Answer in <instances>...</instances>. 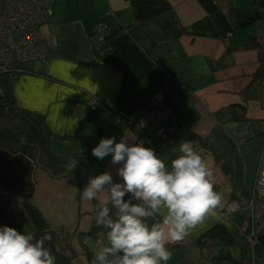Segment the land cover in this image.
Listing matches in <instances>:
<instances>
[{
  "label": "crops",
  "instance_id": "0c3cea01",
  "mask_svg": "<svg viewBox=\"0 0 264 264\" xmlns=\"http://www.w3.org/2000/svg\"><path fill=\"white\" fill-rule=\"evenodd\" d=\"M108 23L125 28L101 56L96 30ZM40 32L47 56L22 63L25 71L10 82L14 103L0 107V227L63 229L85 259L81 264L88 263L86 249L94 264L107 229L79 235L98 225V201L84 200L82 191L105 171L121 179L111 155H92L108 137L143 143L166 164L191 141L213 168L224 201L248 198L247 140L264 132V0H54ZM166 85L181 120L170 143L126 124ZM92 95L101 100L94 110ZM25 111L44 114L46 127ZM24 145L36 148V162L20 150ZM31 188L27 199L22 193ZM231 216L218 210L169 244L167 264H185L205 248L229 251L240 239Z\"/></svg>",
  "mask_w": 264,
  "mask_h": 264
},
{
  "label": "clouds",
  "instance_id": "9594fccd",
  "mask_svg": "<svg viewBox=\"0 0 264 264\" xmlns=\"http://www.w3.org/2000/svg\"><path fill=\"white\" fill-rule=\"evenodd\" d=\"M169 162L143 143L122 138H102L92 155L103 160L111 155L120 165L114 181L105 171L90 177L82 198L98 201L96 223L107 229L94 264H167V247L183 241L224 205L215 189L214 170L191 141L179 145ZM77 161L70 165L71 171ZM126 195L129 197L125 199ZM113 209L115 210L113 212ZM31 231L0 227V264H56L45 242Z\"/></svg>",
  "mask_w": 264,
  "mask_h": 264
},
{
  "label": "built area",
  "instance_id": "2783aa9c",
  "mask_svg": "<svg viewBox=\"0 0 264 264\" xmlns=\"http://www.w3.org/2000/svg\"><path fill=\"white\" fill-rule=\"evenodd\" d=\"M54 0H0V76L15 78L27 60L45 58L47 50L40 28L52 15ZM107 25H100L96 32L104 44ZM232 35V31L228 32ZM105 46V45H104ZM264 53V37L262 39ZM3 77V76H1ZM4 95L0 81V97ZM168 85L159 89L136 112L126 120L127 126L149 131L170 143L180 127V116L168 103ZM100 98L92 95L88 100L91 109H96ZM264 138V136H263ZM245 211L247 216L242 222H234L242 231L248 243L246 253L240 264H264V146L260 164L253 186L246 200H228L219 209L220 215ZM98 243L103 239L98 237Z\"/></svg>",
  "mask_w": 264,
  "mask_h": 264
},
{
  "label": "trees",
  "instance_id": "16d2710c",
  "mask_svg": "<svg viewBox=\"0 0 264 264\" xmlns=\"http://www.w3.org/2000/svg\"><path fill=\"white\" fill-rule=\"evenodd\" d=\"M255 18H256V16L255 17L252 16L248 20H246V22H251L252 20H255ZM108 26L110 27V29ZM124 28L125 27H123V28L122 27H115L112 25V23L107 24V30L105 31L106 37H105L104 44L102 43V45L100 46V49H98V50L103 51V52H101V51L99 52L101 56L106 55L108 52L111 51V49L115 45V39H116L117 35L120 34ZM261 45H262V43H261ZM262 58L264 61L263 51H262ZM21 66H22V70L20 72L16 73V75H17L16 77H18L23 71H25V67L23 65H21ZM1 76H3V77H1ZM1 76H0V81H1V86L3 87L4 95L0 97V107H5L6 105H9L10 103H14L13 92H12V89L10 86L11 85L10 82L14 78H11L9 75H6V74H1ZM92 110H94V109H92ZM26 112L28 113L27 116H29L30 120H32L33 122L38 124L40 126V128L42 126L46 127L45 123H44V120H45L44 114H38L35 112H30V111H25V113ZM43 130H45V129H43ZM45 132L47 134H49V132L47 130ZM20 150H22V152L26 153V155L30 156L36 162L37 150L34 146L24 145V146H22V148ZM22 194L27 199H30L32 197V194H33V188H31L30 190H28L25 193L23 192ZM102 229H103V227L101 225H96V226H93L90 230L82 232L79 235L81 237L82 236H97V233L101 232ZM24 231H31V232L35 233L38 238L43 236L45 233H48L52 236V240L46 241L45 245H46V247H48L50 249L51 253L56 257V264H76L75 263L76 259L79 258V256L81 255V252H79L74 247L72 239L70 237V234L68 232L64 231L63 229H57V228H53V227L48 228L46 230L45 229H36L34 227L31 228V226L29 225V227H27V226L25 227ZM97 243H98V241H97ZM221 250H222L221 251L222 256H225L227 258L231 257L230 252L228 251L227 248H223ZM85 253L87 255V262H88L87 264H91V260H92L91 252L88 249H86ZM240 262H241V260L238 261V264H240Z\"/></svg>",
  "mask_w": 264,
  "mask_h": 264
},
{
  "label": "rangeland",
  "instance_id": "374dc122",
  "mask_svg": "<svg viewBox=\"0 0 264 264\" xmlns=\"http://www.w3.org/2000/svg\"><path fill=\"white\" fill-rule=\"evenodd\" d=\"M262 43V42H261ZM261 48L262 45H261ZM262 54V52H261ZM264 55V53H263ZM262 105H264V85H263V89H262ZM178 134V132H177ZM180 136V134H179ZM263 136H264V132H263ZM175 138V137H174ZM263 146H264V138L263 137H253V138H249L247 140V149L248 152L246 153L247 155V170H246V176H247V181H248V186H252L254 183V179H255V175L257 172V169L259 167L260 164V159L262 156V151H263ZM231 217H233V219H236L239 222H242L247 214L245 211H238L236 213H232ZM30 224L27 225V227H29ZM238 229V236L240 239H238V242H236L234 244V246L230 247V255L231 257L227 258L225 256L221 255V249H217L214 250V252H210L208 251L207 248H205L204 253L200 254L199 256H194L192 255L191 257H186L185 260L183 262H185V264H238V261H240L242 259V257H244V254L246 253L245 249L247 248V254H248V243L246 241V239L243 236L242 231L238 228V226H236ZM93 242L92 238H89V244L91 245V243ZM244 249V250H243ZM181 250V249H180ZM244 253V254H243ZM182 256H178V259H181ZM206 257V258H205ZM85 259L84 258H77L75 263L76 264H81L82 262H84Z\"/></svg>",
  "mask_w": 264,
  "mask_h": 264
}]
</instances>
